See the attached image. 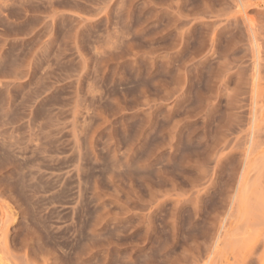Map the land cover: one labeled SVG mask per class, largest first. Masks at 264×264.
Masks as SVG:
<instances>
[{"label": "rangeland", "instance_id": "1", "mask_svg": "<svg viewBox=\"0 0 264 264\" xmlns=\"http://www.w3.org/2000/svg\"><path fill=\"white\" fill-rule=\"evenodd\" d=\"M0 264H264V0H0Z\"/></svg>", "mask_w": 264, "mask_h": 264}]
</instances>
